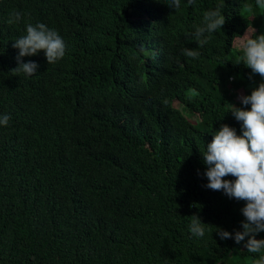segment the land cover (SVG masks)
<instances>
[{"label": "trees", "instance_id": "obj_1", "mask_svg": "<svg viewBox=\"0 0 264 264\" xmlns=\"http://www.w3.org/2000/svg\"><path fill=\"white\" fill-rule=\"evenodd\" d=\"M167 2L0 0V115L10 116L0 126V264H254L264 255L247 251V237L235 242L246 202L206 187L203 159L222 125L242 135L229 104L251 105L236 91L264 82L241 62L246 39L264 34V9ZM218 4L226 22L198 47L191 34ZM13 12L22 19L9 24ZM28 23L67 46L52 64L43 50L21 57L39 65L32 76L14 71ZM193 215L206 224L202 238L190 232Z\"/></svg>", "mask_w": 264, "mask_h": 264}, {"label": "clouds", "instance_id": "obj_2", "mask_svg": "<svg viewBox=\"0 0 264 264\" xmlns=\"http://www.w3.org/2000/svg\"><path fill=\"white\" fill-rule=\"evenodd\" d=\"M170 8L178 9L181 0H168ZM195 0H188L192 5ZM256 6L264 9V0H255ZM222 4L204 13L203 22L195 26L194 35L198 47L209 42L210 36L221 29L226 22L222 14ZM22 19L20 12H13L9 24L18 23ZM254 31V30H253ZM14 48L19 49L17 56L18 67L14 71H22L26 75H35L39 65L34 61L24 63L21 57L37 55L43 50L48 64L62 59L66 53V43L56 30L49 29L43 23L26 25V35L15 40ZM182 54L186 57L197 58L200 53L195 49L184 48ZM241 62L264 78V34L246 39L243 44ZM244 106L250 109L237 108L229 104V111L237 121L242 122V135H237L236 129L222 125L215 132L213 140L203 153L204 163L208 166L205 173L212 190H223L230 198L246 202L242 213L246 222H242V231H237L234 240L244 244L249 253L257 254L264 251V239H256V235L264 231V82H261L250 95L242 96ZM10 116L0 115V126H6ZM233 176L234 181L224 179ZM206 224L198 216H191L189 229L194 237L205 235ZM221 240L233 238L228 231L218 230ZM254 264H264V255L255 258Z\"/></svg>", "mask_w": 264, "mask_h": 264}, {"label": "rangeland", "instance_id": "obj_3", "mask_svg": "<svg viewBox=\"0 0 264 264\" xmlns=\"http://www.w3.org/2000/svg\"><path fill=\"white\" fill-rule=\"evenodd\" d=\"M240 41H241V40H237V41H236V44H237V43L240 44ZM236 94H237V96L235 97V100H236V101H240V100H241V97H242L243 94H244V92H243L242 89H238V90L236 91Z\"/></svg>", "mask_w": 264, "mask_h": 264}]
</instances>
